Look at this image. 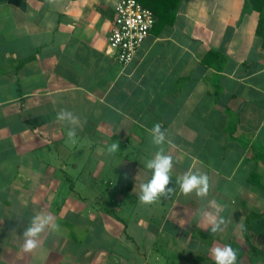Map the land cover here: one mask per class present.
<instances>
[{
  "label": "crops",
  "instance_id": "obj_1",
  "mask_svg": "<svg viewBox=\"0 0 264 264\" xmlns=\"http://www.w3.org/2000/svg\"><path fill=\"white\" fill-rule=\"evenodd\" d=\"M118 1L0 0V264H214L217 245L264 264L259 13L243 16L245 0H181L123 64L109 44ZM62 109L79 118L72 139ZM156 123L175 192L144 205ZM190 169L209 176L206 198L180 193ZM212 200L228 221L216 234L197 215ZM41 211L59 229L23 253Z\"/></svg>",
  "mask_w": 264,
  "mask_h": 264
},
{
  "label": "clouds",
  "instance_id": "obj_2",
  "mask_svg": "<svg viewBox=\"0 0 264 264\" xmlns=\"http://www.w3.org/2000/svg\"><path fill=\"white\" fill-rule=\"evenodd\" d=\"M54 3L55 0H49ZM57 121L64 122L69 127L67 137L72 139L75 135V127L79 126V118L71 111L62 109L57 113ZM151 142L158 147V151L151 159L144 161L145 167L151 171V178L139 185L138 201L144 205H152L161 198H169L175 192V188H170L168 185L172 180L171 173L173 170V158L165 153L163 145L167 141L166 132L162 129L160 123L154 124L149 129ZM120 150L119 144L112 143L108 148V154H114ZM179 186V191L184 196L195 194L196 197L204 199L208 196L210 190V178L207 174L199 171L188 170L175 181ZM223 211V206L215 200L209 201L206 208L198 210L197 215L205 228L210 230L211 234H216L224 230V226L228 223L220 213ZM181 226H183L181 224ZM59 229V224L55 217L47 212H39L32 217L28 226L23 231V243L21 251L23 253H34L41 247V236L47 232H56ZM210 254L213 257L214 264H237V252L230 245H217L210 249Z\"/></svg>",
  "mask_w": 264,
  "mask_h": 264
},
{
  "label": "built area",
  "instance_id": "obj_3",
  "mask_svg": "<svg viewBox=\"0 0 264 264\" xmlns=\"http://www.w3.org/2000/svg\"><path fill=\"white\" fill-rule=\"evenodd\" d=\"M155 24L153 11L138 0H119L109 35V44L119 62H130Z\"/></svg>",
  "mask_w": 264,
  "mask_h": 264
},
{
  "label": "trees",
  "instance_id": "obj_4",
  "mask_svg": "<svg viewBox=\"0 0 264 264\" xmlns=\"http://www.w3.org/2000/svg\"><path fill=\"white\" fill-rule=\"evenodd\" d=\"M145 7L150 8L155 17V24H167L174 22L181 0H138ZM257 11L259 13L256 33L263 39L264 45V0H245L243 13H249L251 11ZM154 24V25H155ZM216 54L220 56L219 53L211 51L210 54ZM259 155L264 158V152H259Z\"/></svg>",
  "mask_w": 264,
  "mask_h": 264
}]
</instances>
